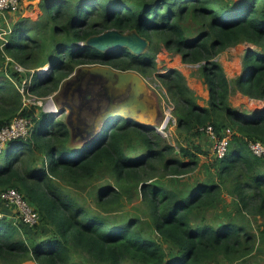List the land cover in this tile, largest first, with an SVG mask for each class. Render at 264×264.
<instances>
[{"label":"trees","instance_id":"obj_1","mask_svg":"<svg viewBox=\"0 0 264 264\" xmlns=\"http://www.w3.org/2000/svg\"><path fill=\"white\" fill-rule=\"evenodd\" d=\"M42 6L38 19L18 17L6 34L0 28V131L17 115L36 121L28 138L0 151V191L16 188L39 213L35 225L0 218V264H221L264 250V155L249 146L264 142V108L249 112L229 102L236 89L264 100V0H43ZM112 28L137 31L150 40L148 49L77 46ZM243 42L256 48L245 51L242 72L229 78L218 56ZM163 48L200 64L210 89L201 105L181 70L156 74L175 104L177 128L202 136L211 124L219 137L229 134L225 157L203 161L198 143L174 144L155 126L125 117L76 144L66 118L38 119L23 104L19 84L32 70L29 90L43 97L60 93L83 64L153 75ZM47 63L50 72L40 78L36 72ZM199 168L205 175L189 179ZM80 186L92 198L81 196ZM225 193L235 210L212 217Z\"/></svg>","mask_w":264,"mask_h":264},{"label":"rangeland","instance_id":"obj_2","mask_svg":"<svg viewBox=\"0 0 264 264\" xmlns=\"http://www.w3.org/2000/svg\"><path fill=\"white\" fill-rule=\"evenodd\" d=\"M36 1L37 0H22L20 8L14 10V11H10V12H13V14H11V16H13V19H10V14H7L5 16L2 15V17L5 18V22L8 25V26H3L0 24V28L3 29V33L6 34V32H10L12 24L15 22V20L18 19V17L30 18L33 21L38 19L39 18L38 16H40L41 13H40V9H38V7H36ZM240 44H241V46H244V44L249 45V43H239L238 45H240ZM77 46H86V42L80 41V42H78ZM250 46H253L252 48H256L253 44H250ZM232 47H235V46H232ZM232 47H230L229 49H231ZM246 50H247V48H246ZM223 53L224 52H222L218 56L219 61L223 58L222 57ZM179 54L180 53H173V52L164 51L163 49H161V51H159L157 56H156V61H157L156 73H154L153 75L145 76L146 79L148 80L149 85L152 88L153 92L156 94L157 99H158V103L160 104V107L162 109V120H163L162 122H163V124H164V122L167 123L166 128L162 127V132L159 129L158 130H159V132L162 133L163 136L169 138L171 140V142L174 144H180V145H191L192 144L193 145V143H198L199 145H201L206 150L205 151L206 153L201 154L202 160L204 161V160L212 159L215 156L214 155V148H213L214 140L209 135H206V134H203L202 136H198V135L191 136L192 134L191 135L186 134L185 132H183L179 128H177L176 118L173 116V109H175V104L169 98L166 88L162 85V83L160 82V79L156 75L159 72L162 73V72H166L167 70H169L171 68H176L175 65L178 63H176L175 61H176V57ZM180 55L182 56V54H180ZM174 59H175V61H174ZM182 59H183V57H182ZM96 64H100V63H96ZM189 64H190L189 69L191 71H193V73H198V75L200 77H202V75L200 73V64H198V63H195V64L189 63ZM88 65H94V64H88ZM16 66L19 67V64H17ZM44 67H45V70H44ZM44 67L42 68L44 70V72H41L38 70L36 72L40 78H45L48 75V73L50 72V63H47L46 65H44ZM77 69L69 77H67L65 80H63L64 81L63 83H65L67 80L75 81ZM224 69H225V67H224ZM32 71L33 72L31 74H28V76L26 78H24L23 84H21V83L19 84L20 90L22 91L23 104L25 105V107H32L33 106V108L35 109V114H37L38 119L43 117L44 114H48L49 117H53L54 119L60 118L61 116L66 118L68 110H67V108H64L63 104L66 101L67 95L71 94V96H72L74 94L75 90H71L73 87L72 86L73 84L72 85H69V84L66 85L65 93H63L62 95H61V93H57L58 90H56L53 93H50L48 95H44L43 97H41L36 92L31 91L32 89L29 90L30 89L29 85L33 84L32 83V77H33V74L35 72L34 70H32ZM225 72H226V70H225ZM87 75H89V74H87ZM226 75L229 78H233L232 76H234L231 73H230V75H232V76L228 75L227 72H226ZM237 75H239V73ZM86 76L83 77V82L87 79ZM72 81H69V82H72ZM95 81L97 82V84H98V82H100L101 84L103 82L102 79H96ZM237 90H239V89L232 91V93L229 96V102H230L231 106L240 108L239 106L234 104L233 101L231 100V96ZM85 95L86 94L83 93L84 97H85ZM209 98H210V96H209ZM209 98L207 99V101H205V104L208 103ZM200 99L202 100V98H200ZM74 100L77 103L80 102V100L78 98H76V99L74 98ZM258 101H261L262 103H264L263 99L262 100L255 99V102H258ZM166 103L168 105H171L172 109H170L166 105ZM97 104H98L97 99H95V101H93V102L92 101L90 102L89 108L94 113L97 110ZM100 105L103 106L106 104L104 102H101ZM242 105H243L241 107L242 109H245V108L247 109L246 104H242ZM90 110L86 113L87 114L91 113ZM35 124H36V121H34V123L31 125V129H32L33 125H35ZM86 138L87 137L75 138L73 141L76 144L77 143L86 144L89 142V140ZM207 141H209V142L205 143ZM7 145L8 144H6L5 147H7ZM209 156H210V158H209ZM204 175H205L204 170L199 168L195 172H193L189 175V179H197V178L202 177ZM104 181L105 180H103L102 182H104ZM92 186H94L93 183H92ZM69 190H71L72 192L75 191L73 186L71 188H69ZM77 191L80 193L81 196H84V197L87 196L88 198H92V195H90L91 189H84L83 187L80 186V187H77ZM134 202L135 201H133V203ZM233 207L235 210L236 204L233 200V197L230 194L225 193L224 194V201H222V203L219 205V207L217 209L211 211V215H212V217L216 216L217 212L223 214L224 209L228 210V209H231ZM11 212L13 213V211H11ZM209 215H208V217H209ZM219 218L224 219L222 216H220ZM250 218L252 219V223L254 224V227L257 228L259 226V221L255 217H250ZM38 230H40V229H36V231H38ZM40 233L43 234L42 231H40ZM21 264H38V263H36L34 260H27ZM221 264H264V250H262L261 247H258L253 254L248 255L244 259L234 261V262L223 261V262H221Z\"/></svg>","mask_w":264,"mask_h":264},{"label":"water","instance_id":"obj_3","mask_svg":"<svg viewBox=\"0 0 264 264\" xmlns=\"http://www.w3.org/2000/svg\"><path fill=\"white\" fill-rule=\"evenodd\" d=\"M86 45L97 48L104 52L115 50L119 47H128L132 52L141 54L145 52L150 40L140 35L137 31L132 30L123 32L118 29H108L99 34L90 36ZM83 64L77 69L76 80H67L62 82L61 87L72 85L71 90L78 87L81 80L87 74L91 79H102V88L108 105L103 116L97 114L94 123H87L81 115L83 107L88 104L89 97L83 99L81 104H77L72 100L69 94L67 104H63L67 108V124L73 131V136L78 138L86 132L88 135H94L93 132L100 134L109 124V121L115 117H125L138 122L157 126L163 124L162 109L158 103L156 94L153 92L146 77L134 69L122 70L109 64ZM72 81V82H69ZM104 121L103 126L97 131V127ZM93 138H90L89 141Z\"/></svg>","mask_w":264,"mask_h":264},{"label":"built area","instance_id":"obj_4","mask_svg":"<svg viewBox=\"0 0 264 264\" xmlns=\"http://www.w3.org/2000/svg\"><path fill=\"white\" fill-rule=\"evenodd\" d=\"M21 2L22 0H0V12L6 10H16L20 8ZM19 67L18 68L20 70H24V67L20 64ZM40 70L41 69H39V71ZM166 105L170 109H172L171 105H168L167 103ZM32 124L33 121L29 116H15L12 122L9 125L3 127L0 131V151H2L3 148H6V144H8L12 140H16L19 138H28L31 133ZM166 126L167 123L164 122V124L157 125L156 129H159L162 132V127L166 128ZM201 130L214 140V155L217 158L225 157L228 152L230 135L226 133L224 136L219 137L216 134L213 125L211 124L203 126ZM249 146L256 155H264V142L259 140H250ZM0 201H2L7 206L15 208L18 217L17 219H21L29 225H35L36 223H38L39 213L35 210L33 205L23 196V194H21L20 191L16 188L10 187L0 191ZM3 217H5V214L0 209V218Z\"/></svg>","mask_w":264,"mask_h":264},{"label":"crops","instance_id":"obj_5","mask_svg":"<svg viewBox=\"0 0 264 264\" xmlns=\"http://www.w3.org/2000/svg\"><path fill=\"white\" fill-rule=\"evenodd\" d=\"M42 2H43V0H37L36 1V7H38V9H40L41 14L43 13ZM10 11H14V10H6V11L0 12V24L2 21L5 22V18H3L2 15L5 16L7 14H10V19H13V16H11V14H13V12H10ZM243 43H248V42H243ZM252 47L253 46H250V43H249V45L244 44V46H241V44L240 45L237 44V46L232 47L231 49H229L230 48L229 47L228 49H226V51H223L224 52L222 54L223 58L220 61L223 64V66L225 67V70L228 73V75H230V73H231L232 75L236 76L238 73L240 74L242 72V70H243V58H244L246 48L248 49V48H252ZM163 50L168 51L166 48H163ZM178 56L176 57V61L174 59V61L176 63H178L175 65V67L179 68L184 73L190 87L193 88L199 94L200 98H202V100L199 99L200 104L205 105V101H207V99L210 96V89L208 88V85L203 81L202 77H200L198 75V73H193V71H191L189 69L190 64L182 61L183 59H182L181 55L179 57ZM232 75H230V76H232ZM234 76H232V77H234ZM231 100L233 101L234 104H236L240 108L243 106L242 104H246L247 110L249 112L250 111H257V110L264 108V103H262L261 101L255 102V98H252V97L244 94L243 92H241L239 90H237L233 93V95L231 96ZM258 100H262V99H258ZM208 142L209 141H207L205 143H208ZM0 209L4 212L5 216H7L9 218H14V219L18 218L16 211H15V208L7 206L2 201H0ZM11 211H13V213Z\"/></svg>","mask_w":264,"mask_h":264},{"label":"flooded vegetation","instance_id":"obj_6","mask_svg":"<svg viewBox=\"0 0 264 264\" xmlns=\"http://www.w3.org/2000/svg\"><path fill=\"white\" fill-rule=\"evenodd\" d=\"M89 77V78H88ZM86 80L83 82V79L81 80V83L78 87L74 88L75 89V92L74 94L72 95V100L77 103L74 98H78L80 100L79 103L77 104H81V102L83 101V99L87 98V96L89 97L88 99V104H86L82 111H81V115L82 117H84V119L86 120L87 123H94L96 118H97V114H100L101 116H103V113L108 105V101L107 99L101 95V93L104 94V90L102 88V84L100 82H97L95 81L96 79H91V77L89 75L86 76ZM68 88V87H67ZM65 87L61 89V95L63 93H65ZM83 93H85V97L83 96ZM68 98H69V95H67L66 97V101L64 102L65 104H67L68 102ZM95 99L98 100V104H97V110L95 111V113L90 110V102L92 101H95ZM101 102H104L106 105H100ZM90 110L91 113H86ZM98 111V112H97ZM92 119V120H91ZM91 120V121H90ZM103 123L104 121L102 120L101 121V124L99 125V127H97V131L103 126ZM73 132V131H72ZM85 134H83L82 136H79L78 138H81V137H87L86 139H90V138H95L97 137L98 135L100 134H97L95 132H93L94 135L90 136L88 135L86 132H84ZM73 139H75V137L73 136ZM81 143V142H80Z\"/></svg>","mask_w":264,"mask_h":264},{"label":"bare ground","instance_id":"obj_7","mask_svg":"<svg viewBox=\"0 0 264 264\" xmlns=\"http://www.w3.org/2000/svg\"><path fill=\"white\" fill-rule=\"evenodd\" d=\"M44 70H45V67H44ZM44 70L41 68V70H40V71H41V72H44ZM112 119H113V118H112Z\"/></svg>","mask_w":264,"mask_h":264}]
</instances>
